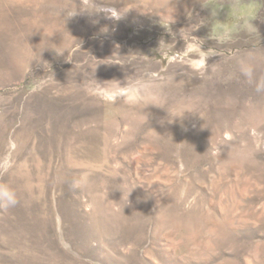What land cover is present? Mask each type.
<instances>
[{
  "label": "rangeland",
  "instance_id": "rangeland-1",
  "mask_svg": "<svg viewBox=\"0 0 264 264\" xmlns=\"http://www.w3.org/2000/svg\"><path fill=\"white\" fill-rule=\"evenodd\" d=\"M0 187V264H264V0H0Z\"/></svg>",
  "mask_w": 264,
  "mask_h": 264
},
{
  "label": "clouds",
  "instance_id": "clouds-1",
  "mask_svg": "<svg viewBox=\"0 0 264 264\" xmlns=\"http://www.w3.org/2000/svg\"><path fill=\"white\" fill-rule=\"evenodd\" d=\"M119 12L121 13L120 15L112 16V17L119 19L124 14L123 11H119ZM244 74L247 77L251 78L253 75L252 67L249 66L246 69H244ZM172 81H174V77H171L169 82L171 83ZM145 96L147 97L146 105L151 103V104H155L158 106L166 107L170 120L172 118H175V117H182L185 114V112L189 111L187 109H180V108H173V107L165 106V105L157 102L156 97L154 95H152L151 92H149L147 90L145 91ZM194 112H196V111H194ZM147 120H148V115H147ZM16 203H17V200L15 197V193L10 191L6 187H0V204H2V206L5 208H9V207L15 206Z\"/></svg>",
  "mask_w": 264,
  "mask_h": 264
}]
</instances>
